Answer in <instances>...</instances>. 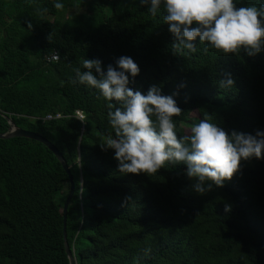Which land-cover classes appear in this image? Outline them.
Listing matches in <instances>:
<instances>
[{
  "label": "trees",
  "instance_id": "1",
  "mask_svg": "<svg viewBox=\"0 0 264 264\" xmlns=\"http://www.w3.org/2000/svg\"><path fill=\"white\" fill-rule=\"evenodd\" d=\"M255 1L234 3L264 5ZM149 7L139 0H0V132L9 128L6 114L49 138L71 165L66 231L78 264H264V158L242 160L231 181L201 195L184 164L151 176L121 174L114 150L99 146L115 136L108 105H120L71 82L75 68L85 71L84 59L101 61L106 72L130 57L140 69L134 82L129 74L134 91L178 92V136L205 117L229 134L264 131V50L225 55L197 38L196 52L174 54L163 5L155 16ZM228 74L234 85L220 88ZM69 190V175L47 145L0 137V264H70Z\"/></svg>",
  "mask_w": 264,
  "mask_h": 264
},
{
  "label": "clouds",
  "instance_id": "2",
  "mask_svg": "<svg viewBox=\"0 0 264 264\" xmlns=\"http://www.w3.org/2000/svg\"><path fill=\"white\" fill-rule=\"evenodd\" d=\"M139 3L150 5L148 11L153 16L163 5L164 23L174 37V54L183 50L196 52L197 38L200 44L207 43L225 55H239L243 50L248 56H255L264 50V5L237 8L234 0H139ZM54 7L62 11L64 5L56 2ZM26 23L32 29V22ZM52 38L51 32L47 36L49 43ZM51 59L59 62L60 53L54 51ZM82 66L85 71L75 68V79L71 82L96 89L106 100L120 105L114 111L112 104L108 105V119L115 136L110 134L99 146L103 151L114 150L121 174L151 176L166 164H184L187 178L194 181L193 190L202 195L211 191L213 185L223 187L225 181H231L240 171L242 160L264 158V131L257 130L252 135L233 130L229 134L205 117L188 134L178 136L173 121V117L182 113L173 98L178 92L162 95L156 85L146 95L134 91L128 86L129 74L134 82L140 69L132 58L120 57L116 67L108 65L106 72L99 60L84 59ZM233 85L230 74L219 81L220 88ZM130 200V196L125 197V203ZM230 210L231 206L225 205V211ZM149 252L150 249H145V255Z\"/></svg>",
  "mask_w": 264,
  "mask_h": 264
},
{
  "label": "water",
  "instance_id": "3",
  "mask_svg": "<svg viewBox=\"0 0 264 264\" xmlns=\"http://www.w3.org/2000/svg\"><path fill=\"white\" fill-rule=\"evenodd\" d=\"M9 122V128L7 131L5 132H0V137L2 138H10V137H14V136H26L29 138H34L37 139L39 141H41L42 143H44L45 145H47L54 153L55 155L58 157V159L60 160L61 164L63 165L64 169L66 170V172L69 175V179H70V190L68 193V196L66 198V202L64 204L63 207V215H64V244H65V248L66 251L68 253L69 259H70V264H78L77 263V258L74 254L73 249L71 248L68 239H67V231H66V222H67V213H68V206L69 203L71 201V198L73 196L74 193V188H75V183H74V178H73V174L71 172V165L68 163V161L66 160L64 154L60 151V149L46 136H44L42 133L38 132V131H33V130H29V129H25L21 126H19L18 124H16V122L14 121V119L6 114H4Z\"/></svg>",
  "mask_w": 264,
  "mask_h": 264
},
{
  "label": "rangeland",
  "instance_id": "4",
  "mask_svg": "<svg viewBox=\"0 0 264 264\" xmlns=\"http://www.w3.org/2000/svg\"><path fill=\"white\" fill-rule=\"evenodd\" d=\"M108 12L111 11V6H108L107 9H106ZM57 196V194H56ZM58 198L60 199L61 197L58 196Z\"/></svg>",
  "mask_w": 264,
  "mask_h": 264
},
{
  "label": "built area",
  "instance_id": "5",
  "mask_svg": "<svg viewBox=\"0 0 264 264\" xmlns=\"http://www.w3.org/2000/svg\"><path fill=\"white\" fill-rule=\"evenodd\" d=\"M78 113H80L79 111H78ZM81 114V113H80ZM60 114H57V116H59ZM48 118H52V115H48L47 116Z\"/></svg>",
  "mask_w": 264,
  "mask_h": 264
}]
</instances>
